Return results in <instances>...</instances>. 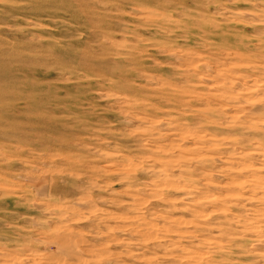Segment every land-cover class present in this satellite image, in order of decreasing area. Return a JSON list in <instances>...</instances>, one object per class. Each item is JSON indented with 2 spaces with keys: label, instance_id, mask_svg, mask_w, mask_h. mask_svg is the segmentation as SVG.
I'll use <instances>...</instances> for the list:
<instances>
[{
  "label": "rangeland",
  "instance_id": "rangeland-1",
  "mask_svg": "<svg viewBox=\"0 0 264 264\" xmlns=\"http://www.w3.org/2000/svg\"><path fill=\"white\" fill-rule=\"evenodd\" d=\"M0 264H264V0H0Z\"/></svg>",
  "mask_w": 264,
  "mask_h": 264
}]
</instances>
